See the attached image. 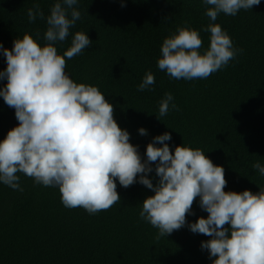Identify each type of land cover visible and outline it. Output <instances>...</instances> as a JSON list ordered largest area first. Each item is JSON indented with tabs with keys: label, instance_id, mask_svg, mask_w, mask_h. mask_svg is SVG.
Returning <instances> with one entry per match:
<instances>
[{
	"label": "trees",
	"instance_id": "obj_1",
	"mask_svg": "<svg viewBox=\"0 0 264 264\" xmlns=\"http://www.w3.org/2000/svg\"><path fill=\"white\" fill-rule=\"evenodd\" d=\"M0 264H264V0H0Z\"/></svg>",
	"mask_w": 264,
	"mask_h": 264
}]
</instances>
